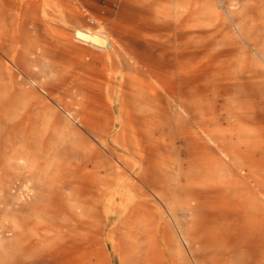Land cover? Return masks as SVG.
<instances>
[{
  "label": "rangeland",
  "instance_id": "obj_1",
  "mask_svg": "<svg viewBox=\"0 0 264 264\" xmlns=\"http://www.w3.org/2000/svg\"><path fill=\"white\" fill-rule=\"evenodd\" d=\"M0 264H264V0H0Z\"/></svg>",
  "mask_w": 264,
  "mask_h": 264
},
{
  "label": "bare ground",
  "instance_id": "obj_2",
  "mask_svg": "<svg viewBox=\"0 0 264 264\" xmlns=\"http://www.w3.org/2000/svg\"><path fill=\"white\" fill-rule=\"evenodd\" d=\"M158 13H159V15H158L157 22L158 23H162V24H166L167 23L168 14L163 12V11L162 12L158 11ZM76 37H77V39L79 41H81L83 43H87V44L95 42V43H101V44L105 45L107 43L106 40H99V39L93 38L92 35L83 34L82 32H78ZM79 61H81V60H79ZM109 71H110L109 74L111 75V78H112V81H113L112 84L113 85L114 84L115 85L119 84L120 90H122V91L123 90L125 91L127 86H130V88L133 91V93H138L139 95H147V96L156 98L160 94V89L158 88V86L156 84H153V83H150V82H148L146 80L140 79L136 75H132L130 73L123 74L122 71H120L116 67L109 68Z\"/></svg>",
  "mask_w": 264,
  "mask_h": 264
}]
</instances>
